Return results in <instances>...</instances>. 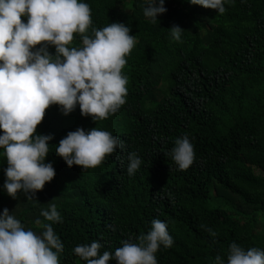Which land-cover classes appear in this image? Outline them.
Segmentation results:
<instances>
[{
	"label": "trees",
	"instance_id": "trees-1",
	"mask_svg": "<svg viewBox=\"0 0 264 264\" xmlns=\"http://www.w3.org/2000/svg\"><path fill=\"white\" fill-rule=\"evenodd\" d=\"M84 2L89 34L123 22L136 38L122 68L125 103L96 121L78 106L67 115L56 104L46 108L36 132L52 134L45 161L55 175L34 197L20 192L14 199L3 189L0 156V211L7 208L37 233V218L51 223L64 245L59 264H86L72 251L77 244L98 241L101 254L114 252L146 233L154 218L173 238L157 250L158 264H213L217 255L226 260L232 242L264 248V0H230L223 14L165 0L155 23L143 15L144 0ZM174 24L183 29L179 41L171 36ZM80 43L74 34L73 45ZM93 126L119 137L121 146L93 168L69 167L55 144L70 130ZM185 134L195 158L179 169L169 152ZM130 152L141 160L132 175ZM52 203L62 217L55 223L40 215Z\"/></svg>",
	"mask_w": 264,
	"mask_h": 264
},
{
	"label": "clouds",
	"instance_id": "clouds-1",
	"mask_svg": "<svg viewBox=\"0 0 264 264\" xmlns=\"http://www.w3.org/2000/svg\"><path fill=\"white\" fill-rule=\"evenodd\" d=\"M188 2L223 14L230 0ZM166 10L165 0H144L143 15L153 23ZM91 24L84 0H0V156L6 160L3 189L14 199L20 192L34 197L55 175L52 162L45 161L52 134L36 132L46 108L56 104L67 115L78 106L82 116L96 121L125 103L127 76L122 68L136 38L123 22L92 27L89 34ZM169 29L179 41L183 29L175 24ZM74 34L80 35L79 45H73ZM55 145V153L69 167L86 169L99 165L121 141L93 126L70 130ZM169 155L179 169L193 163L194 149L186 134L175 139ZM128 161L126 170L132 175L141 160L130 152ZM40 215L52 223L62 219L55 203ZM35 223L42 228L39 233L25 228L7 208L0 211V264H59L64 245L52 224L39 218ZM172 244L167 223L154 218L146 233L121 241L114 252L101 254L98 241L77 244L72 251L86 264H158L159 247ZM213 264H264V248L245 249L232 242L226 260L217 255Z\"/></svg>",
	"mask_w": 264,
	"mask_h": 264
},
{
	"label": "rangeland",
	"instance_id": "rangeland-1",
	"mask_svg": "<svg viewBox=\"0 0 264 264\" xmlns=\"http://www.w3.org/2000/svg\"><path fill=\"white\" fill-rule=\"evenodd\" d=\"M219 201H220V197L219 196L218 197L215 196L213 198V202H215V203L217 202L218 203ZM259 224H261V226L259 227V229H261V227H264V225H262V221H260Z\"/></svg>",
	"mask_w": 264,
	"mask_h": 264
}]
</instances>
